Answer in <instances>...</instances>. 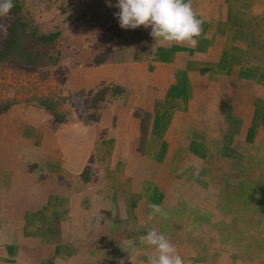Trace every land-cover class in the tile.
<instances>
[{
  "label": "crops",
  "instance_id": "crops-1",
  "mask_svg": "<svg viewBox=\"0 0 264 264\" xmlns=\"http://www.w3.org/2000/svg\"><path fill=\"white\" fill-rule=\"evenodd\" d=\"M21 1L48 20L34 4L49 0ZM63 1L72 24L42 32L68 35L71 53L46 70L0 65V264H146L139 237L153 227L185 264H257L264 0H192L205 20L195 48L122 29L109 0ZM39 81L31 102L18 85ZM151 204L167 218L149 220Z\"/></svg>",
  "mask_w": 264,
  "mask_h": 264
},
{
  "label": "clouds",
  "instance_id": "clouds-1",
  "mask_svg": "<svg viewBox=\"0 0 264 264\" xmlns=\"http://www.w3.org/2000/svg\"><path fill=\"white\" fill-rule=\"evenodd\" d=\"M108 6L119 9L114 16L122 29L150 28V35L161 46L175 43L195 48L205 22L198 18L192 0H117L115 5L109 0ZM13 7V0H0V16H6ZM157 215L166 219L168 213L160 205L151 204L148 219ZM139 240L153 249L146 264H185L170 238L155 227Z\"/></svg>",
  "mask_w": 264,
  "mask_h": 264
},
{
  "label": "trees",
  "instance_id": "trees-1",
  "mask_svg": "<svg viewBox=\"0 0 264 264\" xmlns=\"http://www.w3.org/2000/svg\"><path fill=\"white\" fill-rule=\"evenodd\" d=\"M13 3L14 7L9 12L10 17L0 19V63L6 62L23 69L56 65L58 59L50 55L48 50L57 44L61 33L39 32L29 26L28 22L20 18L24 8L22 1L13 0ZM74 99L78 101L80 98ZM40 105L49 109L55 107L52 100H42ZM56 117L58 122H66L60 114H56ZM93 119H96V114H92Z\"/></svg>",
  "mask_w": 264,
  "mask_h": 264
},
{
  "label": "rangeland",
  "instance_id": "rangeland-1",
  "mask_svg": "<svg viewBox=\"0 0 264 264\" xmlns=\"http://www.w3.org/2000/svg\"><path fill=\"white\" fill-rule=\"evenodd\" d=\"M48 3H49L48 7L45 8L43 6L42 10L40 9V6L38 4H36L38 6H36L34 4V11H36V13L40 14V13H42V11L43 12L45 11V13H49L50 14L49 17H48V20L40 22V20L38 19V17H40V16L35 15V12H33V15H31V14H28V15L26 14L25 15L22 12L21 15H20V18H22L24 21L28 22L29 26H32L33 28H36L39 32H42V30H44V29H46V30H48L50 28H54L55 29L58 26L61 27L62 25L66 26V25H71L72 24L71 22H72V20L74 18L73 15H71V17H68V15H67V12H68L67 9L72 7V5H73L72 2L71 3L70 2L65 3L63 0H49ZM35 7H38V8L36 9ZM8 17H10L9 13L6 16H0V19H3V18L7 19ZM104 36H106L105 38L107 40L108 39L107 35L104 34ZM68 40H69V37L67 35V38L63 39V43L62 44H56L54 47H52L51 49L48 50L50 55H53L54 58L58 59V63L56 65H58L60 63V60L62 59V57H64L65 55L71 53V48H67L68 47V43H69ZM128 42L131 43L132 41H130V39H129ZM144 43H146V42H144ZM144 43L136 42L135 49H133L134 53L140 54V52H141V54H142L144 52L143 50H144L145 47L141 48V46L145 45ZM124 44L127 45V42H125ZM63 45H64V47H63ZM38 49H40V48L38 47ZM111 50H113V49H108V51H106V53H104V55H108L109 54L108 56H110ZM1 64L2 65L3 64L4 65H8V66H3L4 68H8L9 66L12 67V68H14V67L21 68V67L14 66V65L6 63V62L5 63H0V65ZM56 65H46V66L44 65V66L39 67V68L42 69V70H46V67H48V66L56 67ZM34 69H37V68H34ZM56 73L54 74L55 77H56ZM61 81H63L62 77H61ZM18 86L20 87L19 89H20L21 92H24L25 90L28 89L27 93L31 94L30 97H29L31 102H36L37 101L38 98H34L33 96L34 95L36 96L37 94H43L42 90H40L42 93H39L40 92L39 89H42V87H45V85L42 84V81H39L37 83L36 87H34V86L32 87L31 85H24L23 86V84H19ZM31 89H33V90H31ZM10 93L13 94V91L10 92ZM103 100H104V98H103V96H101V94L100 95H95L94 97H92V99H90V104H91L90 106L91 107L93 106V107H95V109H97L98 107L102 106ZM93 114H96V113H93ZM248 225L249 224H241L242 227L244 226L245 231H248L247 230ZM261 252H264V249ZM246 257L247 256H240L238 258L235 255L234 257H231V259L242 260L241 261L242 264H256V263H253V262H248L247 261L248 258H246ZM257 259H258L257 260L258 261L257 264H262L261 262H259V260L260 259L264 260V257L258 256Z\"/></svg>",
  "mask_w": 264,
  "mask_h": 264
},
{
  "label": "built area",
  "instance_id": "built-area-1",
  "mask_svg": "<svg viewBox=\"0 0 264 264\" xmlns=\"http://www.w3.org/2000/svg\"><path fill=\"white\" fill-rule=\"evenodd\" d=\"M25 69H26V68H25ZM26 70H27V71H30V70L32 71V70H34V69H26Z\"/></svg>",
  "mask_w": 264,
  "mask_h": 264
}]
</instances>
